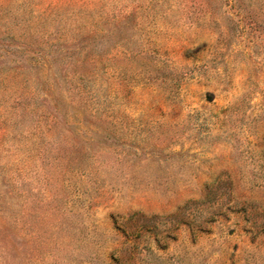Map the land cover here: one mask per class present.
Masks as SVG:
<instances>
[{
  "label": "rangeland",
  "instance_id": "1",
  "mask_svg": "<svg viewBox=\"0 0 264 264\" xmlns=\"http://www.w3.org/2000/svg\"><path fill=\"white\" fill-rule=\"evenodd\" d=\"M0 264H264V0H0Z\"/></svg>",
  "mask_w": 264,
  "mask_h": 264
}]
</instances>
